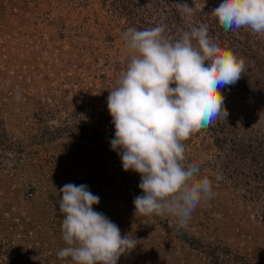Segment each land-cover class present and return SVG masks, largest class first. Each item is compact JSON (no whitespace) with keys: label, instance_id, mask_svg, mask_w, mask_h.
I'll return each mask as SVG.
<instances>
[{"label":"rangeland","instance_id":"374dc122","mask_svg":"<svg viewBox=\"0 0 264 264\" xmlns=\"http://www.w3.org/2000/svg\"><path fill=\"white\" fill-rule=\"evenodd\" d=\"M220 3L0 0V240L13 244L0 264L14 246L24 247L26 264H73L57 256L66 247L58 200L68 183L87 185L100 197L94 210L141 240L118 264H264V33L226 32L210 15ZM200 23L244 72L221 89L226 119L183 141L182 163L202 161L198 178L212 181L215 196L178 229L171 214L135 217L141 176L125 172L111 149L107 99L138 55L127 46L129 28L165 25L163 35L179 39Z\"/></svg>","mask_w":264,"mask_h":264},{"label":"clouds","instance_id":"9594fccd","mask_svg":"<svg viewBox=\"0 0 264 264\" xmlns=\"http://www.w3.org/2000/svg\"><path fill=\"white\" fill-rule=\"evenodd\" d=\"M182 9L194 12L187 4ZM210 15L226 32L246 27L264 33V0H222ZM165 28L127 30V46L138 55L109 91L107 107L115 127L111 149L125 172L141 176L142 195L133 200L135 217L171 214L179 229L202 200L215 196L212 181L198 178L203 162L182 163L183 141L221 116L226 119L221 89L239 81L244 61L213 43L206 23L184 31L179 39L163 35ZM60 193L66 247L57 252L59 258H71L73 264H118L140 244L130 234L122 236L118 225L94 210L100 197L87 185L68 183Z\"/></svg>","mask_w":264,"mask_h":264},{"label":"trees","instance_id":"16d2710c","mask_svg":"<svg viewBox=\"0 0 264 264\" xmlns=\"http://www.w3.org/2000/svg\"><path fill=\"white\" fill-rule=\"evenodd\" d=\"M109 138H111L110 134H107ZM13 244H10L8 248H5L3 241L0 240V256L8 254L9 251L11 250ZM14 251V256L12 255L11 257L8 258L9 262L8 264H26V262L21 261L22 257V252H24V247L23 246H18L17 248L12 249ZM40 264V263H39Z\"/></svg>","mask_w":264,"mask_h":264}]
</instances>
